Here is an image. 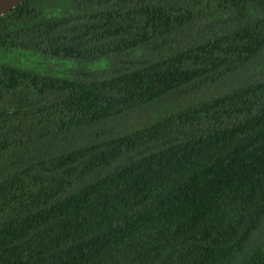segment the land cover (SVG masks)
I'll return each instance as SVG.
<instances>
[{
	"label": "trees",
	"instance_id": "1",
	"mask_svg": "<svg viewBox=\"0 0 264 264\" xmlns=\"http://www.w3.org/2000/svg\"><path fill=\"white\" fill-rule=\"evenodd\" d=\"M0 264H264V0L1 15Z\"/></svg>",
	"mask_w": 264,
	"mask_h": 264
},
{
	"label": "water",
	"instance_id": "2",
	"mask_svg": "<svg viewBox=\"0 0 264 264\" xmlns=\"http://www.w3.org/2000/svg\"><path fill=\"white\" fill-rule=\"evenodd\" d=\"M26 0H0V16Z\"/></svg>",
	"mask_w": 264,
	"mask_h": 264
}]
</instances>
